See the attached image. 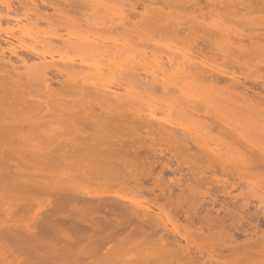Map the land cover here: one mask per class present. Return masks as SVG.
<instances>
[{
  "label": "bare ground",
  "instance_id": "obj_1",
  "mask_svg": "<svg viewBox=\"0 0 264 264\" xmlns=\"http://www.w3.org/2000/svg\"><path fill=\"white\" fill-rule=\"evenodd\" d=\"M263 74L264 0H0V264H264Z\"/></svg>",
  "mask_w": 264,
  "mask_h": 264
},
{
  "label": "rangeland",
  "instance_id": "obj_2",
  "mask_svg": "<svg viewBox=\"0 0 264 264\" xmlns=\"http://www.w3.org/2000/svg\"><path fill=\"white\" fill-rule=\"evenodd\" d=\"M116 6H119V5H116ZM50 12V11H49ZM115 12H117L116 10H115ZM213 16V15H212ZM212 16H205L206 18H204L202 21H204L206 24H207V27H209L208 25H210V27H212V25H213V23L215 24H217V23H221V20H223L221 17V20H219V21H217L216 19H217V17H212ZM219 17H218V19H220ZM211 19H212V21H214V20H216L215 22H213L212 23V21H211ZM214 19V20H213ZM210 21H211V23H210ZM224 21V20H223ZM222 21V22H223ZM225 22V21H224ZM205 23H203L202 22V25H204ZM206 24H205V26H203V28H206L207 29V27H206ZM212 24V25H211ZM231 27H232V24H229ZM228 25V26H229ZM260 28H263V27H260ZM209 29V28H208ZM156 37V36H155ZM155 40H156V38H155ZM159 43L161 42V41H158ZM149 47H151L150 45H149ZM183 46L181 47V48H179V50L181 51H184L183 49ZM186 47H184V49H185ZM178 50V51H179ZM160 51V50H159ZM158 51V52H159ZM162 51V50H161ZM185 52H186V50L184 51V52H181L180 54H179V52H178V54L179 55H181V54H185ZM148 53H149V55H150V51L148 50L147 51V56H148ZM178 54H176V56H179ZM161 55V54H160ZM165 56V55H164ZM194 56H192V58H193ZM164 57H163V54L161 55V57L159 58V59H163ZM165 59V58H164ZM195 59H197V58H193V60H195ZM148 60V62L150 63V64H152L151 65V67H153V68H155L154 66V62L152 63L151 62V59H150V61H149V59H147ZM167 60V59H166ZM198 60V59H197ZM177 61H178V59H177ZM180 61V60H179ZM200 61H202V63L204 64V62L205 61H209V60H207V59H201ZM199 61V62H200ZM164 62H166L165 60H163L161 63H164ZM195 62L198 64L199 62H197L196 60H195ZM148 63V64H149ZM158 63H160V62H158ZM206 63V62H205ZM211 63V61L210 62H208V63H206L207 65L209 64L210 65V67H212V65H214L213 67L215 68H219V67H221V68H223V70L224 69H226V65L223 63V61H221L220 59H217V60H214V61H212V65L210 64ZM157 64V63H156ZM154 65V66H153ZM205 65V64H204ZM209 65L207 66V67H209ZM206 66V65H205ZM217 66H219V67H217ZM157 68V67H156ZM158 69V68H157ZM156 69V70H157ZM155 71V70H154ZM158 71V70H157ZM156 72V71H155ZM238 77H239V81H241V82H247V81H245V79H244V75L241 73V72H237V74H236ZM263 77H264V74L262 75ZM158 110V109H157ZM163 110V109H162ZM159 111V114H158V111H156V116L155 117H158V118H162V123H163V121H164V116H162L161 114H162V112L163 111H165V110H163V111ZM161 112V113H160ZM202 112V111H201ZM200 111H199V113H197V114H200L201 113ZM204 112V111H203ZM164 114V113H163ZM202 115V114H201ZM200 115V116H201ZM206 115V114H205ZM204 114H203V117L205 116ZM165 116L167 117V115L165 114ZM207 116V115H206ZM209 117V116H208ZM208 117H205V118H202V119H208ZM158 118H155V119H157L158 120ZM210 118V117H209ZM166 119V118H165ZM170 119V118H169ZM167 120V119H166ZM161 120H159V122L158 123H160L161 124V122H160ZM207 121V120H206ZM210 123L211 121H210V119H208V121H207V123ZM163 125H165V124H163ZM178 129V128H177ZM95 127H92V126H85L84 127V131L85 132H87V133H94L95 131ZM178 130H180V129H178ZM177 130V131H178ZM180 131H178V133H179ZM212 134H210V135H212L213 137L211 138V141L213 140V139H215V141L214 142H212L213 144L217 141V142H219V141H221V140H224V138L221 136V135H219V134H217V133H214V132H211ZM210 135L208 136V137H206V138H210ZM252 135H250V137H249V139H252V141L254 140L255 142H256V138H255V136H253V137H251ZM255 138V139H254ZM260 138V137H259ZM259 138H258V141L257 142H259ZM208 140V139H207ZM206 140V141H207ZM260 140H262V141H264V138L263 139H261L260 138ZM209 141V140H208ZM206 142L207 144L209 143V142ZM226 141V140H225ZM216 142V143H217ZM215 143V145L217 146V144ZM219 143H221V142H219ZM224 143V142H223ZM260 143V142H259ZM212 145V144H211ZM210 144L208 145V146H211ZM224 145V144H223ZM263 147H264V143H262L261 144ZM190 146H191V148L193 149V147L194 146H192V143H190ZM213 147L212 148H214V145H212ZM220 146V144L218 145V147ZM195 147H196V145H195ZM194 147V148H195ZM223 147H225V146H222V143H221V147H219V148H223ZM160 149L163 151V153H165V155H168L169 154V152L167 151V150H165V147L164 146H160ZM196 149H198L199 150V148L197 147V148H195L194 150H196ZM218 149V148H217ZM220 149V150H221ZM224 149V148H223ZM222 149V150H223ZM226 150V149H225ZM192 151V150H191ZM193 152V151H192ZM194 152H196V151H194ZM222 152H224V151H222ZM167 153V154H166ZM170 155V154H169ZM173 159H175V158H173ZM172 159V164H173V170L175 169V171H176V169L177 168H175V166H178V165H174V163H176V161L175 160H173ZM183 167V168H182ZM182 167H180L181 169H182V171H183V173H184V175L186 176V173H187V167L184 165V166H182ZM179 169V168H178ZM178 169H177V171H178ZM186 170V171H185ZM181 170H179L178 171V173L177 172H174V174L173 173H170V174H168L167 175V177L168 178H175V179H177L178 177H180V175L182 176V174L183 173H181L182 172ZM180 172V173H179ZM210 172L208 171L205 175L208 177V176H210V174H209ZM246 174L248 173V172H245ZM243 174V173H241V174H243V176L244 175H246V174ZM249 173H251V174H249L248 176L246 175L245 177H243L241 174V176L243 177V179H238L237 177V179L239 180V181H237L236 180V178H234L235 180H233V178H226V180H228L227 182H226V187H227V184H234V187L232 188V189H230V192H231V195H230V197L228 198H226L227 200H225V202L227 203L229 200V202L230 203H227V204H230L228 207L229 208H232V207H234L235 208V206H236V208H238L239 206H241V205H239V204H241L242 203V205H243V202L244 203H246V204H248V206H247V208H246V210L247 209H249L251 212H256V210H257V212L259 213V212H263V215H264V194H261V193H259L261 190L263 191V193H264V173L263 174H259V172L258 173H254L253 171L252 172H250L249 171ZM253 173V174H252ZM218 173H216L215 175L218 177L219 176V174L217 175ZM257 174H259V175H257ZM184 175H183V177H184ZM222 175H220L219 177H221ZM224 177V176H223ZM223 177L222 178H219V179H222L223 180ZM238 177H239V175H238ZM221 181V180H220ZM229 182V183H228ZM221 183H222V186H224V184L225 183H223L222 181H221ZM220 186H221V184H219ZM215 186L216 185H214L213 184V188H215ZM211 187V186H210ZM217 188H218V185L216 186ZM219 189H220V187H219ZM256 189H259L258 190V193H257V191H256ZM258 195H257V194ZM253 194H255V197H256V195L258 196V198H255V197H253L254 195ZM242 197L244 198V200L245 201H243L242 202ZM225 199V198H224ZM236 199V200H235ZM40 202L42 203V204H44V199H41L40 200ZM35 208L37 207V205L35 204V206H34ZM215 209H217L218 210V212L220 211V213H218V215H220L221 217H222V215H223V211L220 209V207H219V205H215V207H214V210ZM249 210H247V211H249ZM241 239H243V237H241ZM241 239H239V240H241Z\"/></svg>",
  "mask_w": 264,
  "mask_h": 264
}]
</instances>
